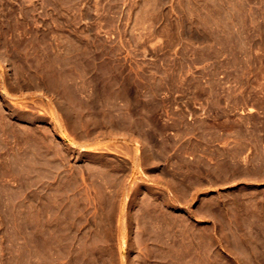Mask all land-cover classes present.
<instances>
[{"label": "rangeland", "instance_id": "obj_1", "mask_svg": "<svg viewBox=\"0 0 264 264\" xmlns=\"http://www.w3.org/2000/svg\"><path fill=\"white\" fill-rule=\"evenodd\" d=\"M263 141L264 0H0V264H264Z\"/></svg>", "mask_w": 264, "mask_h": 264}, {"label": "crops", "instance_id": "obj_2", "mask_svg": "<svg viewBox=\"0 0 264 264\" xmlns=\"http://www.w3.org/2000/svg\"><path fill=\"white\" fill-rule=\"evenodd\" d=\"M263 145H264V141H263ZM262 160H263V172H262V176H261V183L264 184V148H263V151H262ZM246 180L244 178H241V179H238L237 180V183H243L245 182ZM264 189V187H263ZM217 206V207H216ZM213 209L214 212H217L219 210H221V208H223V205H216ZM198 209L199 212H205V207H202L200 206V204H196L194 206V210ZM230 259H236L237 256H233V255H230L229 256Z\"/></svg>", "mask_w": 264, "mask_h": 264}, {"label": "bare ground", "instance_id": "obj_3", "mask_svg": "<svg viewBox=\"0 0 264 264\" xmlns=\"http://www.w3.org/2000/svg\"><path fill=\"white\" fill-rule=\"evenodd\" d=\"M182 256H183V254H182ZM177 262V261H176ZM199 263V262H198ZM200 264V263H199Z\"/></svg>", "mask_w": 264, "mask_h": 264}]
</instances>
